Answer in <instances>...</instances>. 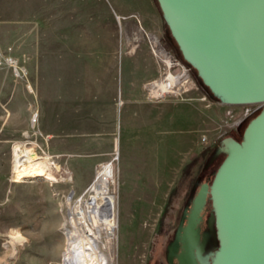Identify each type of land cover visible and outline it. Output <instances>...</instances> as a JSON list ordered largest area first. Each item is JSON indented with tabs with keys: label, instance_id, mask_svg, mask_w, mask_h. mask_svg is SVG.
I'll use <instances>...</instances> for the list:
<instances>
[{
	"label": "rangeland",
	"instance_id": "1",
	"mask_svg": "<svg viewBox=\"0 0 264 264\" xmlns=\"http://www.w3.org/2000/svg\"><path fill=\"white\" fill-rule=\"evenodd\" d=\"M138 20L158 46L182 59L156 0H0V49L27 75L0 70V264H63L67 199L74 196V205L98 167L109 164L120 225L113 264H172L200 184L212 185L229 146L242 142L264 109L219 133L229 105L212 98L189 66L191 83L180 96L159 99L167 103L157 106L155 120L135 116L139 102L151 99L147 84L159 78ZM128 54L140 58L133 68ZM52 100L60 107L59 131L32 121ZM175 102L199 107L196 128L172 127L168 106ZM19 143L46 161L52 179L18 175ZM208 231L199 256L205 247L212 263L219 249L215 213ZM17 233L24 241L13 253L9 242Z\"/></svg>",
	"mask_w": 264,
	"mask_h": 264
},
{
	"label": "water",
	"instance_id": "2",
	"mask_svg": "<svg viewBox=\"0 0 264 264\" xmlns=\"http://www.w3.org/2000/svg\"><path fill=\"white\" fill-rule=\"evenodd\" d=\"M156 1L182 60L212 98L264 105V0ZM209 196L219 243L211 264H264V109L229 146L212 185L197 192L183 237L190 256Z\"/></svg>",
	"mask_w": 264,
	"mask_h": 264
},
{
	"label": "bare ground",
	"instance_id": "3",
	"mask_svg": "<svg viewBox=\"0 0 264 264\" xmlns=\"http://www.w3.org/2000/svg\"><path fill=\"white\" fill-rule=\"evenodd\" d=\"M157 55L159 64L168 62L165 53L157 51ZM184 74L190 84L191 75L187 72ZM166 95L167 82L164 80L157 81L150 89L151 99H160ZM15 151V169L20 170L18 171L19 176L52 179L46 161L35 160L28 153L25 144H16ZM55 165L56 162L53 161L52 167ZM55 168L58 169L56 166ZM70 179L72 178L64 180L69 182ZM114 183L113 165L100 166L91 185L77 198L74 205V196L67 199L68 216L63 224V235L66 242L62 256L63 264H113L115 262L116 234L120 225L117 214V197L111 191ZM19 234L11 236L12 240L9 242L13 253L17 251V244L24 241L23 235ZM103 248L108 250L107 254Z\"/></svg>",
	"mask_w": 264,
	"mask_h": 264
},
{
	"label": "built area",
	"instance_id": "4",
	"mask_svg": "<svg viewBox=\"0 0 264 264\" xmlns=\"http://www.w3.org/2000/svg\"><path fill=\"white\" fill-rule=\"evenodd\" d=\"M139 28L142 30L149 43V47L154 55V57L157 60V51L161 49L165 52V54L168 57V62H162V64H159V78L156 80H153L147 84V91L150 96V89L152 86L157 82L164 80L167 82V95L165 97L171 98L180 96L181 93L185 90V88L189 85L188 81L185 79V72L189 73L191 75V69L190 67L178 56L173 54L169 50H165L162 44H159V46L155 42V38L151 37L147 32H145L144 28L142 27L140 21L138 20ZM159 43V42H158ZM164 48V49H163ZM158 62V61H157ZM16 62L13 60V57L8 56V54L4 53L0 49V70L1 69H9L12 70L18 77L21 78H27L26 72L22 70L21 67L16 68ZM19 70V72L17 71ZM172 77V78H170ZM162 97V98H165ZM160 98V99H162ZM154 99V98H152ZM225 105V104H224ZM262 105H247V106H229V109L226 111V120H223L219 126L221 130L219 133H222L221 131L226 130H233L238 128L243 122H245L249 117H251L255 112H257ZM244 108V111L242 114H240L237 111V108ZM252 107H257L256 109H252ZM33 122L36 125L39 119V116L37 113L33 115ZM225 129V130H224ZM217 134L219 136H216L215 140L219 139L221 137L220 134ZM224 133V132H223ZM223 135V134H222ZM225 135V134H224ZM202 141L205 143H209L207 136H203ZM216 142H214L215 144ZM38 153L41 156H45L46 151L42 149L40 146H38ZM52 159H58V156H52ZM56 161V160H55Z\"/></svg>",
	"mask_w": 264,
	"mask_h": 264
},
{
	"label": "crops",
	"instance_id": "5",
	"mask_svg": "<svg viewBox=\"0 0 264 264\" xmlns=\"http://www.w3.org/2000/svg\"><path fill=\"white\" fill-rule=\"evenodd\" d=\"M119 17V16H118ZM137 40V39H136ZM135 40V41H136ZM138 41V40H137ZM147 43L148 40L146 39ZM133 42H128V44H131ZM146 45V42H138V46L135 49H140L141 46ZM149 45V43H148ZM142 48V47H141ZM145 49V48H143ZM128 57H131V65L132 68L135 67V62L140 61V58H135L132 55L128 54ZM127 57V56H126ZM121 65L122 67L127 66L128 60L127 58H125V55H121ZM201 101V100H200ZM163 103H167V101L165 100H159V99H149V100H145V101H140L139 105L141 107H139L140 109H138L137 113L135 114V116L137 115L138 117H144L149 121H152L153 119L155 120L156 117V109L157 106L163 104ZM219 105V104H218ZM221 107V109L223 106H219ZM47 112H40V117H39V122L40 124H47V125H51L53 128L54 126L57 128V130L59 131V126L61 124L60 118H61V113H60V107L58 104L54 103V100H52L51 104L48 105L47 107ZM132 108V113H131V117L134 116V109L135 107H131ZM51 109V111L49 110ZM168 109L170 110L169 112V117L172 119V127L175 130H193V128H196L197 124H198V116L197 113L200 111L199 107L195 104H181L180 102H175V103H171L168 106ZM226 109V108H225ZM193 111H195V114L193 113ZM165 114L167 115V108H166V112ZM164 114V115H165ZM45 132V131H43ZM50 136V138H53V136L51 135H47ZM45 138V137H44Z\"/></svg>",
	"mask_w": 264,
	"mask_h": 264
},
{
	"label": "flooded vegetation",
	"instance_id": "6",
	"mask_svg": "<svg viewBox=\"0 0 264 264\" xmlns=\"http://www.w3.org/2000/svg\"><path fill=\"white\" fill-rule=\"evenodd\" d=\"M204 183L210 184L209 181ZM204 183L200 184V187ZM213 215H214V210L212 205V199L211 196H209L207 206L205 207L202 213V219L196 227V232H197L196 241L195 244H193V254L190 256L188 251L189 245L187 244L186 241H183V237L185 235V229L188 224V218H189V214H188L180 234L181 239L178 242L175 252L173 254L172 264H211L210 259L206 260L204 258V254L206 251L203 252V249H205V247L202 249L201 257L199 256V250L203 246L205 237L209 232L208 230L210 229V219ZM206 248H208V246H206Z\"/></svg>",
	"mask_w": 264,
	"mask_h": 264
},
{
	"label": "trees",
	"instance_id": "7",
	"mask_svg": "<svg viewBox=\"0 0 264 264\" xmlns=\"http://www.w3.org/2000/svg\"><path fill=\"white\" fill-rule=\"evenodd\" d=\"M261 112H262V111H261ZM261 112H260V114H261ZM260 114H259V115H260ZM259 115H258V116H259ZM219 169H220V168H219ZM219 169H218V171H219ZM218 171L216 172V174L218 173ZM216 174H215V176H216ZM214 178H215V177H214Z\"/></svg>",
	"mask_w": 264,
	"mask_h": 264
}]
</instances>
